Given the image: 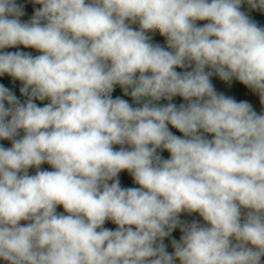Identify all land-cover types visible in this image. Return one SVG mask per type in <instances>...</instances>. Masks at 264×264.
Here are the masks:
<instances>
[{
	"label": "clouds",
	"instance_id": "1",
	"mask_svg": "<svg viewBox=\"0 0 264 264\" xmlns=\"http://www.w3.org/2000/svg\"><path fill=\"white\" fill-rule=\"evenodd\" d=\"M245 2L264 13V0H32L22 22L24 5L0 0V50L40 53L0 51V77L27 97L0 83V260L264 264V113L211 81L264 104V27ZM124 171L139 187L121 186Z\"/></svg>",
	"mask_w": 264,
	"mask_h": 264
},
{
	"label": "trees",
	"instance_id": "2",
	"mask_svg": "<svg viewBox=\"0 0 264 264\" xmlns=\"http://www.w3.org/2000/svg\"><path fill=\"white\" fill-rule=\"evenodd\" d=\"M37 6H39V5L32 3V1L24 3V9L33 8V7H37ZM241 10L246 12L259 26L264 27V13L260 12L259 10L250 9V7L248 6V4L246 2L244 4H242ZM160 45L166 47V45H163V44H160ZM0 51H2V50H0ZM177 70L178 71H184V70H191V69H177ZM206 70H208V69H206ZM211 81L214 85L215 90L218 93H222L225 96H229L233 99H234V93H233L232 87H235L237 89V92L239 95H253L255 97V100H256L257 104L259 105V107L264 111V104L261 103V98H260L259 94L254 92L252 89L248 88L247 86L243 85L238 80L233 79L230 82H225V81L221 80L218 76L213 75L211 77ZM0 83H3L6 87L10 88L15 93L17 98L21 101V103H24L27 100V97L22 95L20 92V89L23 87V83L21 81L15 80L12 77L5 74L4 76L0 77ZM111 95L113 98L120 96L123 99L128 100L129 103H132L133 106H136L135 102L132 100L130 95L124 96L123 91L119 86L115 87V89H114L113 93H111ZM34 102L37 103L38 106L42 107V101L36 100ZM158 103L160 105H166L168 103V101L162 99ZM172 103H175L177 106H179L181 103H186V102L183 101V99L181 97H175L173 99ZM169 128L174 134L182 135L178 131H174L170 125H169ZM22 136H23V132L21 131L17 138H22ZM208 138L211 139V136L209 135ZM0 144L5 145L6 147L11 146L10 141H0ZM114 148L116 150H119L120 146L116 145V146H114ZM158 152H160V150H158ZM160 154L165 159L169 158V156H170V154L167 151L160 152ZM42 166L45 168V170H49V171L53 170L51 168V166L46 164V163L43 164ZM120 180H121V186L122 187H139L138 185H136L134 183L133 179L127 173V171H124L120 174ZM57 212L63 213L62 206H58ZM64 214H66V213H64ZM179 218H180L181 222H183L185 224H191L192 222H197L201 225H205V222L203 221L202 217L199 216L198 213L189 214L187 212H183L180 214ZM106 224H107L108 228L112 229V230H115V228L117 227L111 221H106ZM172 252H173V248L170 247L169 253H172ZM0 264H7V262L0 260Z\"/></svg>",
	"mask_w": 264,
	"mask_h": 264
},
{
	"label": "rangeland",
	"instance_id": "3",
	"mask_svg": "<svg viewBox=\"0 0 264 264\" xmlns=\"http://www.w3.org/2000/svg\"><path fill=\"white\" fill-rule=\"evenodd\" d=\"M29 1H32V0H17V3L18 4H22L24 5V3L26 2H29ZM39 6L37 7H33V8H28V9H25V15L21 17V21L22 22H26L28 20H30L31 16L34 14V11L35 9L39 8ZM203 23H206L205 22H197L198 26H202ZM3 52H15V51H22V52H28V53H31L33 56H36V55H39L40 53L35 50V49H32V48H24L23 46H17L15 48H7V49H3L2 50ZM232 90H233V93H234V99L237 101V102H241V101H245L247 103H249L252 108L257 112V114H262L264 113V111L259 107V105L257 104L256 100H255V97L253 95H239L238 92H237V89L235 87H232ZM50 101L49 100H45V101H42V106H44L45 104L49 103ZM174 131H178L176 129L173 128ZM128 146H126L127 148ZM41 169L42 170H45V168L41 165ZM36 173V169L35 168H30L29 169V174L30 175H35ZM246 212V210H243L242 209V214ZM26 223H29V222H25V221H22L21 224H26ZM104 227L108 228L107 224L105 223ZM182 236V232L180 231L179 227L177 229H175L172 234L169 236V237H166L165 240H164V244L167 246V251L169 252L170 250V247H172V240H177L179 241L180 237ZM174 251V249H173ZM264 259V258H262ZM176 264H179V261L177 260L176 261Z\"/></svg>",
	"mask_w": 264,
	"mask_h": 264
},
{
	"label": "crops",
	"instance_id": "4",
	"mask_svg": "<svg viewBox=\"0 0 264 264\" xmlns=\"http://www.w3.org/2000/svg\"><path fill=\"white\" fill-rule=\"evenodd\" d=\"M132 27L135 28V29H138L139 25L138 24H134V25H132ZM149 35L152 36L153 43H159V44L166 45L165 38L160 36L158 31L155 32V33H149Z\"/></svg>",
	"mask_w": 264,
	"mask_h": 264
}]
</instances>
